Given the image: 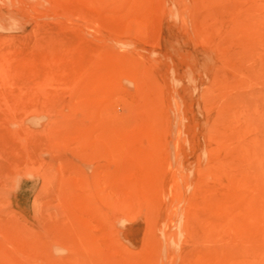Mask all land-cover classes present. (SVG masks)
I'll use <instances>...</instances> for the list:
<instances>
[{
    "label": "rangeland",
    "instance_id": "1",
    "mask_svg": "<svg viewBox=\"0 0 264 264\" xmlns=\"http://www.w3.org/2000/svg\"><path fill=\"white\" fill-rule=\"evenodd\" d=\"M0 264H264V0H0Z\"/></svg>",
    "mask_w": 264,
    "mask_h": 264
}]
</instances>
